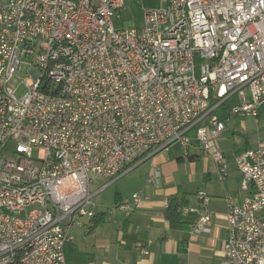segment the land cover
Segmentation results:
<instances>
[{"label":"built area","instance_id":"2783aa9c","mask_svg":"<svg viewBox=\"0 0 264 264\" xmlns=\"http://www.w3.org/2000/svg\"><path fill=\"white\" fill-rule=\"evenodd\" d=\"M123 8L0 0V264H68L74 229L96 216L94 179L113 184L175 144L184 159L191 149L211 159L226 181L218 112L232 103L228 118L258 120L264 110V0H160L144 9L142 28L117 30ZM23 66L31 70L17 97L10 85ZM232 162L245 196L225 198L220 264H264V146ZM196 197L201 208L182 216H197L193 233L208 235L209 199Z\"/></svg>","mask_w":264,"mask_h":264},{"label":"crops","instance_id":"0c3cea01","mask_svg":"<svg viewBox=\"0 0 264 264\" xmlns=\"http://www.w3.org/2000/svg\"><path fill=\"white\" fill-rule=\"evenodd\" d=\"M223 138L225 137L223 136L220 139V146L231 162L230 173L232 167L236 169V175L234 176L238 180L239 190L232 191V194L229 195L227 193L225 196H231L237 202H241L245 196L240 191L241 175L232 161L235 153L243 149H239L235 145L231 149L224 150ZM246 146L251 148L250 144ZM163 153L168 154V160L171 162L185 161L183 148L180 144L171 146ZM190 154L188 162L191 164L199 163L200 160L205 161V163L210 161L213 169L207 172L203 168L201 176L204 181H210L214 177L218 180L211 159L200 155L197 149H191ZM154 157H157V155ZM154 157L144 163L154 159ZM150 169L152 173L154 168ZM207 192L211 196L208 210L213 213L211 233L208 235L193 233L196 222L188 230L173 229L165 217V203L167 201L184 200L187 202L188 207L201 208V203L196 195L198 204H191L188 200L189 195L185 191H177V193H174V191H131L127 194V197H124L122 193L117 194L114 211L98 212L96 206L94 219L100 221V224L93 228V221L85 220L83 227H76L81 228V231H78L79 233L83 230L85 237L82 235L77 242L74 234L71 244L81 253L91 255L93 264H220L229 233L225 218L227 206L224 201L225 211L221 212L219 210L221 205L216 200L219 195L218 192ZM138 193L142 194L143 201L139 205H134L133 197ZM125 198L128 199V202L124 200ZM123 205L127 207L126 210L121 209ZM221 223L225 224V229L223 228L225 230L224 237ZM143 250L148 253L144 254Z\"/></svg>","mask_w":264,"mask_h":264},{"label":"rangeland","instance_id":"374dc122","mask_svg":"<svg viewBox=\"0 0 264 264\" xmlns=\"http://www.w3.org/2000/svg\"><path fill=\"white\" fill-rule=\"evenodd\" d=\"M159 5L160 0H143L142 3H137L135 0H124V8L114 18V26L117 30L142 28L144 26V9L156 8ZM30 70V67L23 66L16 79L10 85L12 89L17 88V97H21L26 93V82L29 80ZM227 128L228 132L224 134L225 138H223L224 150L231 149L235 145L239 149H244L247 144H250L252 148L264 146V110L259 120L247 119L241 121L229 118L227 120ZM12 151H15L16 154L19 153L18 150ZM37 154V151H34L33 157L36 158ZM188 161L185 159L184 162H171L168 160L167 153H161L137 168L129 169L118 177L113 184L100 178L94 179L91 191H98L99 193L95 199L97 211L104 213L111 212V210L114 211L117 194L122 193L124 197H127V194L131 191H174V193L185 191L189 195L188 200H190L191 204H198L195 195L199 193H205L210 201L211 196L207 191H215L219 194L216 199L221 205L219 210L221 212L225 211L224 198L229 197L225 195L227 193L228 195L232 194V191H239L238 180L234 176L236 175V169L234 167L231 168L227 182L217 180L215 177L210 181H204L201 176L203 168L207 172L213 169L210 161L205 163V161L200 160L199 163L194 164ZM150 168H154L152 173ZM158 168L160 171L156 183L154 185L148 184L149 178L155 175V171ZM124 200L128 202L127 198ZM220 226L224 237L225 224L221 223ZM79 230L81 231V228H75L72 233L73 237L75 234L77 242L82 235L85 237L83 230L80 233L78 232Z\"/></svg>","mask_w":264,"mask_h":264},{"label":"trees","instance_id":"16d2710c","mask_svg":"<svg viewBox=\"0 0 264 264\" xmlns=\"http://www.w3.org/2000/svg\"><path fill=\"white\" fill-rule=\"evenodd\" d=\"M232 103H227L223 105L218 115L220 116L221 120L227 122L228 115L227 111L232 106ZM262 114V113H261ZM261 116V115H260ZM249 146H246L242 151L249 149ZM239 153V152H238ZM188 204L186 201H178L172 200L170 202V206L165 211V217L169 221L171 227L173 229H186L188 230L194 222L197 220V216H192L189 218L182 216V210L187 208ZM196 218V219H195ZM93 221V228L100 224V221L92 220ZM66 255H67V262L68 264H91L93 262L92 256L88 254L81 253L78 249L73 246L71 243L67 245L66 248Z\"/></svg>","mask_w":264,"mask_h":264}]
</instances>
